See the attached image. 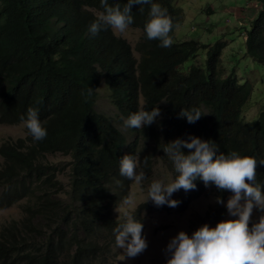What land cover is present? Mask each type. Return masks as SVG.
I'll return each mask as SVG.
<instances>
[{
	"label": "trees",
	"instance_id": "trees-1",
	"mask_svg": "<svg viewBox=\"0 0 264 264\" xmlns=\"http://www.w3.org/2000/svg\"><path fill=\"white\" fill-rule=\"evenodd\" d=\"M108 2L123 8L127 0ZM152 3L173 20L170 47H160L144 32ZM258 3L244 45L246 53L264 63V0ZM102 11L100 0H0V122L19 124L32 107L47 131L40 141L27 130L0 142V209L22 204L25 211L0 224V264H107L116 259L113 229L122 218L114 209L132 189V181L120 175V158L139 155L138 171L145 176L159 162L174 177L163 148L178 138L213 141L217 154L254 157L256 182L264 191V105L258 118H244L254 85L240 83L234 74L221 75L226 41L175 39L182 9L172 0L132 5L131 26L140 29L134 46L110 26L93 37L89 26ZM201 47L207 50L205 68L191 65L181 71ZM102 82L110 90L114 116L96 110ZM156 106L160 115L151 125L124 132L115 124L114 118L123 123L139 108ZM193 107L202 114L199 120L188 123L179 117L182 108ZM58 152L71 159L68 193L60 169L47 160V154ZM194 183V190L177 191L183 207L206 190L232 195L200 179ZM143 202L137 209L150 207ZM224 214V206L206 213L214 222Z\"/></svg>",
	"mask_w": 264,
	"mask_h": 264
},
{
	"label": "clouds",
	"instance_id": "clouds-1",
	"mask_svg": "<svg viewBox=\"0 0 264 264\" xmlns=\"http://www.w3.org/2000/svg\"><path fill=\"white\" fill-rule=\"evenodd\" d=\"M100 3L104 11L98 13L88 29L93 37L105 26H110L115 33H125L133 23L132 5L148 4L150 0H127L123 8L119 3L110 5L108 0H100ZM140 11L143 9L140 8ZM148 15L149 19L144 24L147 38L159 40L160 47H170L173 43L170 35L173 20L167 10L152 3ZM159 115L160 109L157 106L150 111L141 107L124 120L123 127L141 129L145 125H151ZM201 116L200 110L194 107L182 108L179 113V117H186L188 123L196 122ZM21 121L34 141L46 138L47 131L36 109L29 107L26 118L21 116ZM182 148L189 152L185 154ZM163 151L173 163L175 176L167 182L153 180L147 188L144 202L151 199L157 207H176L179 201L170 198L173 193L181 189L186 192L194 190V181L200 179L206 187L214 184L221 192L232 193L227 199L226 208L230 216L236 217L221 220L215 227L205 223L191 236L180 231L167 245L166 254L169 258L166 264H264V191L256 182L257 160L252 156H242L236 151L217 154L218 147L213 141L198 137H189L188 140L178 138L167 143ZM140 162L139 155H124L119 160L120 175L142 185L146 176L142 170L138 171ZM216 203L225 202L217 196ZM138 206L135 195L129 193L116 208L122 222L113 229V249L114 252L115 246L123 249L122 259L133 258L148 247L142 235L143 224L134 216ZM254 208L261 215L257 222L250 224Z\"/></svg>",
	"mask_w": 264,
	"mask_h": 264
},
{
	"label": "rangeland",
	"instance_id": "rangeland-1",
	"mask_svg": "<svg viewBox=\"0 0 264 264\" xmlns=\"http://www.w3.org/2000/svg\"><path fill=\"white\" fill-rule=\"evenodd\" d=\"M176 7H180L181 21L175 27V39L180 40L187 37L200 39L203 42L213 43L217 39L226 41V47L223 50L219 71L221 75L227 76L234 74L240 81H247L254 85L252 95L249 101L243 107L244 118L248 121L258 118L260 109L264 105V63L259 62L257 58L246 53L245 49V31L250 28L252 18L259 8L258 0H172ZM119 34V33H118ZM127 38L134 46L140 35V29L129 25L125 33L120 34ZM206 48L201 47L190 55L180 66V70L186 72L191 65H198L205 68ZM135 53H137L135 51ZM96 110L105 112L114 116V109L111 106L110 90L102 82L97 87ZM115 124L127 132L123 123L116 121ZM27 129L23 123L8 124L0 122V142L2 139L17 137L26 134ZM47 160L55 163L60 169L59 178L63 182L65 193L70 191L69 172L71 168V159L68 154L49 153ZM1 163V156H0ZM173 178L164 168L156 162L153 170L143 181L142 185L131 183V193L135 195L136 204L147 197V188L153 180H163L167 182ZM62 196V195H61ZM219 196L224 200V204L216 203V197ZM177 200V191L170 197ZM228 198L222 197L212 190H207L183 207L181 199L180 204L176 207L163 205L157 207L151 200H147L148 207L138 210L141 216H135L143 224L142 235L147 241L148 247L141 254L122 259L123 249L116 248L117 258H110L107 264H166L169 256L166 254V248L170 240L180 231L187 234L193 233L200 226L207 223L210 227H215L218 222L225 219H235L228 214L226 202ZM224 206L226 214L219 221L210 220L206 213L207 210ZM22 204H16L0 209V224L11 218H20L24 213ZM114 209V212L119 213ZM261 213L253 209L251 222H257ZM91 264H99L93 261Z\"/></svg>",
	"mask_w": 264,
	"mask_h": 264
}]
</instances>
